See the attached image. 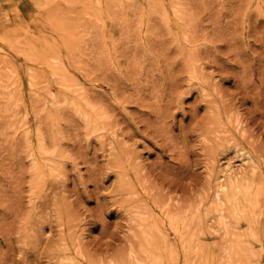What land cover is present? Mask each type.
<instances>
[{
	"label": "rangeland",
	"instance_id": "1",
	"mask_svg": "<svg viewBox=\"0 0 264 264\" xmlns=\"http://www.w3.org/2000/svg\"><path fill=\"white\" fill-rule=\"evenodd\" d=\"M249 154L264 187V0H0V264L138 252L162 211L199 207L206 225L216 179ZM256 230L264 264V215ZM155 240L184 264L178 237L174 261ZM221 243L195 238L191 264Z\"/></svg>",
	"mask_w": 264,
	"mask_h": 264
},
{
	"label": "bare ground",
	"instance_id": "2",
	"mask_svg": "<svg viewBox=\"0 0 264 264\" xmlns=\"http://www.w3.org/2000/svg\"><path fill=\"white\" fill-rule=\"evenodd\" d=\"M199 63L200 60L195 55H190L187 66L192 79L202 76ZM93 119L96 120L94 121L96 124H100L103 116L99 115ZM96 130L95 127L92 129V131ZM232 143L238 153L246 150L245 147L239 148L235 139L228 140L222 147L229 148ZM249 156L252 163L251 171L246 173L234 170V172L226 174L224 180L220 181L219 177L216 179L218 183L215 186L211 210L206 214V225H203L204 219L199 207L180 209L175 212L162 211V214L158 216L151 215L149 219L143 218L138 225L140 230V235L136 236L139 244L138 252H135L133 246L129 244L124 255L112 256L108 258V261L102 260L99 264H165L166 259L156 251L158 248V245L155 244L156 237L162 239L165 247L169 250L170 259L174 261L177 248L170 241L172 235L178 237L181 242L185 258L184 264H191L188 255L189 250L192 249L191 242L198 236L205 235H216L222 240L218 247L221 256L213 259L212 264H252L250 261L253 254L250 247L251 241L258 240L256 225L264 212L261 211L255 217H252L253 213L249 217L247 212L256 208L258 197L264 196V187L259 186L261 181L259 178L257 179L255 159L252 154ZM239 215L249 217L248 234L241 233L238 229ZM57 257L59 258L57 264H83L77 257L64 253L58 254Z\"/></svg>",
	"mask_w": 264,
	"mask_h": 264
}]
</instances>
